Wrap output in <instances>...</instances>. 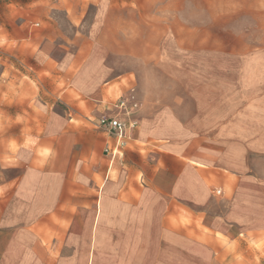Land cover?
Listing matches in <instances>:
<instances>
[{"label": "crops", "instance_id": "1", "mask_svg": "<svg viewBox=\"0 0 264 264\" xmlns=\"http://www.w3.org/2000/svg\"><path fill=\"white\" fill-rule=\"evenodd\" d=\"M58 7L63 87L0 168V264H236L264 242V0Z\"/></svg>", "mask_w": 264, "mask_h": 264}, {"label": "rangeland", "instance_id": "2", "mask_svg": "<svg viewBox=\"0 0 264 264\" xmlns=\"http://www.w3.org/2000/svg\"><path fill=\"white\" fill-rule=\"evenodd\" d=\"M60 2L0 0V168L37 132L46 115L43 106L63 87L53 61L60 54L57 44L73 33ZM242 249L234 263L264 264V242Z\"/></svg>", "mask_w": 264, "mask_h": 264}, {"label": "built area", "instance_id": "3", "mask_svg": "<svg viewBox=\"0 0 264 264\" xmlns=\"http://www.w3.org/2000/svg\"><path fill=\"white\" fill-rule=\"evenodd\" d=\"M131 100V97L123 96L116 102L115 108L121 115L109 116L103 114L98 119V126L114 139L111 145H107L104 148V153L107 155L110 162L113 161L117 154L133 139L134 131L138 123L135 120L128 119L125 115V113L129 111L128 103H130ZM131 106L136 107V103H131Z\"/></svg>", "mask_w": 264, "mask_h": 264}]
</instances>
